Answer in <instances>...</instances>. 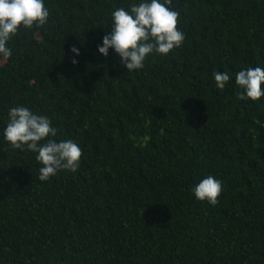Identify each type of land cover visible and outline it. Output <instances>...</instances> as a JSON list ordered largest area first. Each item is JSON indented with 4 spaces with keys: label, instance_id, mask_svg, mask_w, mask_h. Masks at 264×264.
Wrapping results in <instances>:
<instances>
[{
    "label": "trees",
    "instance_id": "1",
    "mask_svg": "<svg viewBox=\"0 0 264 264\" xmlns=\"http://www.w3.org/2000/svg\"><path fill=\"white\" fill-rule=\"evenodd\" d=\"M132 2L44 0L46 23L9 40L0 128L23 105L81 157L42 182L0 140V264H264V97L237 100L232 78L264 67V0H171L181 46L127 72L96 46ZM206 175L215 206L191 195Z\"/></svg>",
    "mask_w": 264,
    "mask_h": 264
},
{
    "label": "clouds",
    "instance_id": "2",
    "mask_svg": "<svg viewBox=\"0 0 264 264\" xmlns=\"http://www.w3.org/2000/svg\"><path fill=\"white\" fill-rule=\"evenodd\" d=\"M171 0H133L127 7L110 13L108 30L96 46V53L105 57L109 49L127 72L143 69L147 58L167 56L178 49L185 36L177 28L179 13L169 7ZM49 10L44 0H0V59L7 60L11 37L21 30L44 25ZM73 56L77 48L69 49ZM75 64V60L72 61ZM237 100L257 102L264 97V67H242L232 74ZM230 79L227 71H213L212 80L217 90L224 89ZM0 140L12 150L29 152L38 164L37 179L46 182L58 171L76 172L81 147L72 139L57 138V128L49 117L38 115L28 107L16 105L7 109ZM194 200L209 206L217 204L221 180L206 175L190 189Z\"/></svg>",
    "mask_w": 264,
    "mask_h": 264
}]
</instances>
